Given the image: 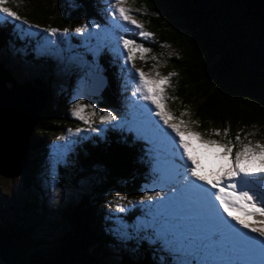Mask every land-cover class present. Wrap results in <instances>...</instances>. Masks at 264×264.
Masks as SVG:
<instances>
[{"label": "rangeland", "instance_id": "374dc122", "mask_svg": "<svg viewBox=\"0 0 264 264\" xmlns=\"http://www.w3.org/2000/svg\"><path fill=\"white\" fill-rule=\"evenodd\" d=\"M23 2L24 0H9L6 5L21 17L20 20L0 15V26L11 24L19 29L22 28L25 34L17 37L16 32L12 31L11 41L5 44V49L1 50L3 53H0V65L3 66L1 69L4 68L10 72V76L16 79L14 81L16 85L37 79L53 88V100L64 103L63 109L68 115L69 122L62 119L57 125V131L52 135H49V129L38 125L41 129L36 128V132H47L48 136L43 141L45 150L41 148L37 151L38 160L29 171V175L12 179L0 176V225L26 217L19 224H23L24 229L29 224L28 226L32 229L31 237L36 240L41 239L44 248L56 243L66 232L68 234L69 226L63 217L64 210L71 209L78 200L77 195L96 192V189L106 182L103 174L98 173L73 181L80 170L78 157L81 152L83 153L84 144L92 143L94 139L101 137V129L125 128L134 132L130 136L134 142L138 138H144L138 143L146 147L142 151V156L145 155V158L141 160V163L147 169L144 172V180L138 186L140 193L136 199L120 201L117 199L118 194L112 193L110 200L107 198L101 200L106 210H110L107 212L104 209L103 212L109 213L112 219H116L109 222V218L106 219V223H109L108 228L105 226L108 232L115 234L117 240L133 239V244L130 246L127 244L125 247V242L123 243V252L132 256L138 244L142 242L146 249H153L159 257L171 260L170 264H261L264 258V246H258L260 250L255 255L241 254L236 251L238 242L243 238H240L229 224L217 217L215 210L201 199L200 190L191 186L193 183L200 182L187 177L186 161L182 159L183 150L179 149L178 144L173 143V140H178L179 137H175L171 129L166 128L158 117L149 112L150 108L154 112L153 106L140 99V93L136 92L138 78L131 65L126 62L127 53L123 50L121 40H135L138 44L149 48L151 51L145 55L144 60H135L136 68L152 75L158 71L161 77L175 72L166 58L179 56V48L167 43H159L155 33L148 29L147 23L135 11L137 8L131 0H128L126 7L133 9V15L144 25L145 30L153 33V38H141L138 35L139 30L133 25L119 20L118 17L114 18L111 14L113 10L110 0H100L95 6L96 15L101 21L93 16L88 18L81 16L77 23L65 22L61 28L53 25L51 19L58 14L68 15L65 11L66 0L43 1L45 7L53 12L52 15L47 16L46 24L35 23L19 13L20 3ZM78 15H81V11ZM85 23L88 24L85 32L74 31L76 27ZM53 28L58 30L54 36L49 35L48 31ZM65 29H68L67 33L64 32ZM98 54H101L100 58L105 55L102 58L107 59L106 61L111 65L116 59L119 63L118 67L120 64L124 67L123 71H120L121 74L116 69L114 77L118 84H115V88L117 90L123 88L120 94L123 96L126 92L128 100L123 101L119 97V103L114 102L112 107L104 103L97 94L103 82L101 77L94 78L91 81L94 84L88 90V78H93L103 69L102 63H97L95 60ZM153 56L156 57L155 60L152 59ZM141 61L146 62V65L139 64ZM1 74L0 78H2ZM173 78L175 76L171 78L170 86L165 88L166 110L178 120L189 122L190 129L201 133L203 139L216 140L220 143H226L231 139L235 144L234 150H240L243 143L249 140L253 144L256 142L264 144L262 132L258 129L241 133L242 143L238 144L235 141L236 136L228 138L224 137L223 132L217 136L214 131L199 130L197 124L192 123L194 120L191 115L181 116L182 112L188 113L187 111L173 109L171 103ZM4 88H10V83L6 82ZM88 91L94 95L88 94ZM21 93L20 91L19 94ZM54 101L49 105L50 110L55 107ZM79 101L87 105H95L97 115L94 117L93 127L97 131L89 130L87 125L72 115L73 106ZM135 109L138 111L131 113ZM108 111L113 112L118 119L101 123L100 116ZM49 118L51 117L43 118V124H49L54 120ZM78 127L84 130L77 134ZM121 135H123L122 131ZM59 137L63 139H58ZM185 139L191 145L190 152L199 157L203 171H210L215 166L210 151L204 148L195 137L185 136ZM99 170L95 169L100 172ZM260 178L261 180L255 178L242 180L241 187H247L257 196H262L264 195V175ZM155 191H162L163 196L155 197ZM144 195H152L153 200L141 201ZM162 199L164 200L161 201ZM133 200L138 205L137 216L131 222H127L120 216L121 212L116 213L114 208H130ZM24 209L27 210L26 215ZM221 214L224 215L222 210ZM102 217L105 219L104 216ZM181 219L196 222L198 224L196 227L200 231L196 234L190 232L187 235L182 234L183 230L177 227V221ZM216 219L218 220L215 222H204ZM224 219L229 220L226 215ZM35 220L38 224L32 226ZM157 221L167 226L168 235L173 238L174 246L181 249L180 253L173 250V245L164 240L158 230H154L153 226ZM229 222L235 224L234 221ZM236 227L239 228L238 225ZM249 235L253 234L249 233ZM179 239L180 242H178ZM112 251L106 258L109 262L118 258V248L114 247Z\"/></svg>", "mask_w": 264, "mask_h": 264}, {"label": "trees", "instance_id": "16d2710c", "mask_svg": "<svg viewBox=\"0 0 264 264\" xmlns=\"http://www.w3.org/2000/svg\"><path fill=\"white\" fill-rule=\"evenodd\" d=\"M43 1L24 0L20 3L21 8L18 12L24 14L28 20L46 24L47 16L53 12L45 7ZM66 1L65 11L68 15L58 14L52 17L53 25L61 28L65 22L75 24L81 16L84 18L93 16L101 21L95 12V6L100 0ZM131 1L135 8L140 9L137 11L138 15L147 23L148 29L155 33L159 43L179 48V56L166 58L169 66L177 74L172 81L173 109L187 111L203 132L219 130L222 133L228 129L227 137L232 138L237 133L241 135L245 131L258 129L262 132L264 140V0ZM80 11L81 15H78ZM12 31L16 32L17 37L25 35L22 28L2 24L1 54L5 44L11 41ZM100 56L101 54L95 56L96 62L102 63L103 66L101 72L97 74L105 78V85L99 91L100 98L112 107L114 102L119 103V97L120 100H128L126 92L123 96L120 94L123 88L118 89L119 91L115 88V84H118L114 77L116 69L121 74L120 71H123L124 67L122 64L118 67L116 59L111 65L107 59L102 58L105 55L101 58ZM139 64L146 65V62L141 61ZM20 85H30L43 90L47 97L46 104L38 114L30 134L28 159L19 175L23 178L29 175V171L38 160L37 151L41 148L45 150L43 141L48 134L36 132V128L41 129L43 125V128L49 129V135H52L57 131V125L62 119L69 121L63 109L64 103L53 100V88L37 79ZM53 101L55 107L50 110L49 105ZM137 111L135 109L131 113ZM48 116L54 120L49 124H43V118ZM100 134L101 137L94 139L92 143L84 144L83 153L81 152L78 157L80 170L73 181L98 173L103 174L106 182L101 184L96 192L77 195L78 200L71 209L64 210L63 217L69 226V233L66 232L56 243L44 248L41 239L31 237L32 229L29 224L25 229L23 224H19L26 217H20L18 221L14 219L9 223H1V264L171 263L166 257H159L153 249L143 247L142 242L131 256L123 252V243L125 242V247L127 244L130 246L133 239L117 240L115 234L108 232L109 223H106V219L109 218L108 222L116 219L110 217L107 213L110 210H106L101 200L106 198L110 200L112 193H117V197H126L127 200L138 198L140 193L138 186L144 180V172L147 170L141 163L145 158L142 151L146 147L144 144H138L144 138H138L134 142L130 137L134 132L125 128L101 129ZM96 168L100 169V172L95 171ZM104 209L107 212H103ZM114 210L119 213L117 208ZM26 211L24 209L25 215ZM137 211L138 205L133 200L132 206L125 208L120 216L131 222L137 216ZM102 216L105 219H102ZM34 224H38L37 220L31 225ZM196 226L198 224L193 221L182 219L177 221V227L183 230L184 235L199 232ZM180 241L179 239L178 242ZM114 247L118 248V258L109 262L106 258L113 252Z\"/></svg>", "mask_w": 264, "mask_h": 264}, {"label": "snow or ice", "instance_id": "6c2138e0", "mask_svg": "<svg viewBox=\"0 0 264 264\" xmlns=\"http://www.w3.org/2000/svg\"><path fill=\"white\" fill-rule=\"evenodd\" d=\"M9 0H0V15L13 20H20L21 17L14 11L7 7ZM112 8V16L119 18V20L133 25L135 29L139 30L138 35L144 39L153 38V33L145 30L144 25L141 24L133 15V9L126 7L128 0H110ZM135 11H140L136 9ZM97 27H99L97 25ZM88 29V24L76 27V33H83ZM49 35H55L57 29H49ZM68 29L64 32L67 33ZM121 44L123 50L127 53L126 62L131 65L138 78L136 85V92L140 93V99L153 106L149 109L151 114L159 118L163 125L171 129L178 140H173L174 144H178L179 149H182V159L186 161L187 177L194 178V181L200 182L199 184L193 183L191 186L200 190L201 199L207 206L215 210V215L222 221L229 224L243 238L238 242L236 251L241 254L255 255L260 248L264 246V195L257 196L251 189L241 187L242 180H249L250 178L264 175V144L256 142L255 144L249 140L243 143L240 150H234L235 144L231 139L226 143H220L216 140H205L202 138L201 133L194 132L189 127V122L182 119H177L170 111H167L165 103L166 94L165 88L170 86L171 78L177 75L175 72H170L167 76L161 77L157 71L155 75L145 73L139 68H136L135 60H144L145 55L151 50L138 44L135 40L122 39ZM156 59L155 56L152 57ZM72 115L83 124L87 125L91 131H97L93 127L94 117L97 115L95 112V105H87L82 101L77 102L73 106ZM188 115L182 112L181 116ZM118 117L113 112L108 111L100 116V122L116 121ZM192 123H196L193 121ZM82 128H76V133L83 131ZM71 132V129L69 130ZM215 135H221L219 130H215ZM224 137L229 135V130L225 129L223 132ZM185 136L195 137L200 144L208 149L213 156L215 166L208 172H204L199 162V157H196L190 152V143L186 141ZM58 139H63L59 137ZM247 139V137H245ZM236 143H242L241 136L237 133L235 137ZM186 177V178H187ZM207 185L208 187H204ZM215 190V191H213ZM162 191H155V197H162ZM120 201H124L126 197H118ZM152 201V195H144L141 201ZM162 199L161 201H163ZM131 203V201H128ZM218 204V207H217ZM226 215L229 220L224 219ZM117 211L124 212L125 208L118 207ZM229 221H234L235 224ZM239 226L237 228L236 226ZM154 230H158L159 235L166 240L169 244L173 245V250L180 253L181 249L174 246L173 238L168 235V228L165 224L157 221L154 224ZM247 230L241 232L240 230ZM249 233L253 235H249ZM264 264V261L261 262Z\"/></svg>", "mask_w": 264, "mask_h": 264}, {"label": "water", "instance_id": "95a60500", "mask_svg": "<svg viewBox=\"0 0 264 264\" xmlns=\"http://www.w3.org/2000/svg\"><path fill=\"white\" fill-rule=\"evenodd\" d=\"M0 73H2L0 78L2 87L8 82L10 88L5 90H14L13 103L9 106L1 105L5 107V110H0V176L12 179L18 177L25 168L30 134L38 114L46 104L47 97L43 90L33 86L16 85L9 73L1 69V65ZM96 77H101L103 80L101 89L105 85V78L101 74H95L93 78H88V90L94 84L91 81ZM20 91L21 94H19ZM88 94H90L89 91Z\"/></svg>", "mask_w": 264, "mask_h": 264}, {"label": "bare ground", "instance_id": "6f19581e", "mask_svg": "<svg viewBox=\"0 0 264 264\" xmlns=\"http://www.w3.org/2000/svg\"><path fill=\"white\" fill-rule=\"evenodd\" d=\"M6 89H8V88H6ZM13 92H14L13 89L9 90V91H6L5 88L2 87V85L0 83V110L1 109L5 110V107H3L1 105H4V106L8 105L9 106L11 103H13Z\"/></svg>", "mask_w": 264, "mask_h": 264}]
</instances>
